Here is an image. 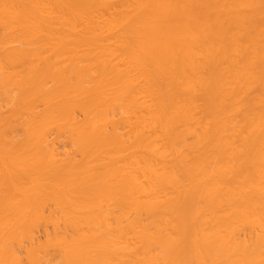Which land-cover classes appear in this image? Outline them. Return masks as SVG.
<instances>
[{
  "label": "bare ground",
  "instance_id": "6f19581e",
  "mask_svg": "<svg viewBox=\"0 0 264 264\" xmlns=\"http://www.w3.org/2000/svg\"><path fill=\"white\" fill-rule=\"evenodd\" d=\"M0 264H264V0H0Z\"/></svg>",
  "mask_w": 264,
  "mask_h": 264
}]
</instances>
